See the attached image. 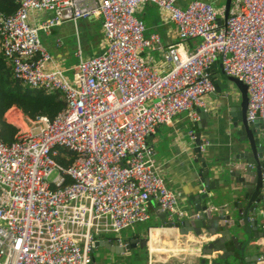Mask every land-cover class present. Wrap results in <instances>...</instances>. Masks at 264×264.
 Here are the masks:
<instances>
[{"label":"built area","instance_id":"obj_1","mask_svg":"<svg viewBox=\"0 0 264 264\" xmlns=\"http://www.w3.org/2000/svg\"><path fill=\"white\" fill-rule=\"evenodd\" d=\"M18 1L15 13L0 14L1 52L16 82L60 91L66 108L34 120L15 110L12 143L0 131V264H91L104 234L153 217L152 199L166 222L198 217L168 188L148 140L180 113L199 121L198 108L206 110V96L215 92L210 68L219 61L247 85V119L264 120V0H232L225 26L218 23L225 8L203 0L185 8L178 0ZM148 2L179 35L164 51L165 71L141 55L161 42L138 17ZM33 11L50 16L33 24ZM92 16L102 19L104 50L90 58L79 52L67 75L53 64L42 34ZM194 38L201 42L189 51L185 42ZM190 136L195 142L196 133ZM208 145L202 139L200 149ZM61 149L77 155L70 166L57 161ZM261 195L257 211L264 218V184ZM117 242L124 244L121 236ZM252 243L262 249L255 264H264V236Z\"/></svg>","mask_w":264,"mask_h":264},{"label":"crops","instance_id":"obj_2","mask_svg":"<svg viewBox=\"0 0 264 264\" xmlns=\"http://www.w3.org/2000/svg\"><path fill=\"white\" fill-rule=\"evenodd\" d=\"M191 1L193 0H178V4L185 8ZM203 1L213 3L220 9L225 8L226 0ZM49 16L50 14L47 12L38 13L33 11L30 14V21L33 24H38ZM164 16V12L160 7L152 2L144 4L138 13V17L146 26V33H157L161 39L159 44L142 52L141 55L151 65L162 71L168 69V64L165 63L163 57L164 51L171 44L179 41L176 25ZM102 24V19L99 16H92L78 21H66L54 28L51 34H42V41L53 56V64L64 69L67 73V70L74 71L79 61V52L84 58L100 54L106 45ZM200 42L199 38L188 39L185 42V48L189 51L195 50ZM217 73L218 70H215L213 75ZM222 83L227 84L228 82L222 80ZM231 91L234 93V103L236 105L240 104L241 94L238 88L232 85ZM224 95L226 94L213 96L212 93L206 96L207 107L200 114L197 123L205 118L202 117L203 114L209 113L206 122L199 124H208L207 128L192 122L184 112L177 115L172 122L159 126L148 140L155 148V160L168 188L178 194L181 205L189 211L196 212V196L204 193L206 188L200 180L201 163L195 162L197 154L190 131H194L196 135H201L203 140L208 141L207 155L209 157L218 159L228 154L233 155L239 148V137L233 127L232 117L229 115L226 105L227 99ZM15 110L20 109L13 107L6 113L5 118L8 122ZM20 111L24 114L22 110ZM259 120L264 122L263 119ZM218 193L214 194L215 205L224 204L227 195L223 191ZM150 206L153 212L152 219L156 217L161 223L156 228L159 230V237L158 243H155L159 248H164L162 252L158 253L159 259L165 264H214L213 255L209 256L202 252L207 243L202 241L200 236L194 232L182 233L179 228L169 227L168 222L162 223L158 214L160 211L158 202L152 199ZM262 220L264 221L263 217ZM259 249L262 251L259 245L253 244V247H251L252 255L254 253L259 255L261 253ZM204 259L205 263H203Z\"/></svg>","mask_w":264,"mask_h":264},{"label":"water","instance_id":"obj_3","mask_svg":"<svg viewBox=\"0 0 264 264\" xmlns=\"http://www.w3.org/2000/svg\"><path fill=\"white\" fill-rule=\"evenodd\" d=\"M231 6L232 0H226L224 14L218 19L220 26L226 25ZM215 70H218V73L213 75ZM210 71L215 85L213 96L226 94L224 95L227 99L226 105L239 137V148L233 155L228 154L218 159L209 157L207 147L204 151L200 149L202 137L197 135L193 142L197 154L195 162L201 163L199 176L201 183L206 186L205 192L197 195L195 200L196 212L199 216L182 223L168 221V225L179 228L182 233L194 232L198 236L206 233L213 237L204 246L203 252L209 256L213 255L214 264H221L218 260L224 259H229V264H237L236 253L246 264H255L259 255L257 253L252 255L250 251L253 247L252 242L264 236V228L260 227V214L257 211L264 184V133H262L264 122L259 119L255 121L247 119L248 88L242 80L227 75L221 61L215 63ZM222 80L228 83L224 84ZM232 85H235L241 94V103L238 105L234 103ZM203 110L198 108L200 114ZM208 116L209 113L203 114L202 117L205 118H202L197 125L206 122ZM199 126L207 128L208 124ZM219 191L225 192L227 200L224 204L215 205L214 194ZM212 206L217 207L218 210H212ZM158 214L161 222L166 223V213L159 211ZM234 214L237 215L236 218ZM136 235L127 239L124 244L109 239H99L96 248L105 247L112 253L123 254L138 244L150 245L149 234L145 238L135 237Z\"/></svg>","mask_w":264,"mask_h":264},{"label":"trees","instance_id":"obj_4","mask_svg":"<svg viewBox=\"0 0 264 264\" xmlns=\"http://www.w3.org/2000/svg\"><path fill=\"white\" fill-rule=\"evenodd\" d=\"M19 5L18 0H0V14L11 15L17 11ZM13 107L22 110L30 120H34L40 115L55 118L65 109L66 101L60 91L48 92L40 87L16 82L13 78L12 67L4 58L0 47V131L7 143L13 142L18 130L5 118L6 113ZM66 157H70L71 160H66ZM76 159L75 153L64 149L60 150V155L57 157V161L65 166H70ZM147 247L146 245L144 250L146 256L148 254Z\"/></svg>","mask_w":264,"mask_h":264},{"label":"rangeland","instance_id":"obj_5","mask_svg":"<svg viewBox=\"0 0 264 264\" xmlns=\"http://www.w3.org/2000/svg\"><path fill=\"white\" fill-rule=\"evenodd\" d=\"M67 75L72 74V70H67ZM234 218L237 217L236 214L233 215ZM260 219V227L263 223L262 216L259 215ZM156 217L153 219L143 222V223H137L132 228H126L123 229L119 234L117 233H106L102 237H105L106 239L110 238L109 240H112L114 242H117L118 236H122L124 240H127L134 236L135 234H141L143 236H147L150 229L155 230L160 226V222L157 220ZM122 239V240H123ZM123 240V241H124ZM158 243V241L156 242ZM158 247V245H156ZM179 248V247H177ZM151 246H148V254L146 256V253H144L145 245L137 247H133L129 251L123 254H115L107 250L105 247H98L94 250L93 256L95 257V261L91 264H165L161 259H159L158 253L151 252ZM174 249V248H172ZM250 251H252L250 249ZM255 251V250H253ZM259 252L261 250L259 249ZM152 257V258H151ZM221 264H229L230 260H218ZM167 264V263H166ZM202 264V263H199ZM239 264H242L241 261H239Z\"/></svg>","mask_w":264,"mask_h":264},{"label":"bare ground","instance_id":"obj_6","mask_svg":"<svg viewBox=\"0 0 264 264\" xmlns=\"http://www.w3.org/2000/svg\"><path fill=\"white\" fill-rule=\"evenodd\" d=\"M42 89V88H41ZM45 90V89H44ZM159 230L158 229H155L154 231H153V233H152V239H151V241H150V246H151V251L152 252H156V253H160V252H162V250L164 249V248H159V247H156V242L158 241V237H159ZM155 239H156V241H155ZM155 241V242H154ZM172 242H174V241H172ZM175 244V243H174ZM205 244V243H204ZM175 246V245H174ZM148 248V247H147ZM203 252V251H202Z\"/></svg>","mask_w":264,"mask_h":264},{"label":"flooded vegetation","instance_id":"obj_7","mask_svg":"<svg viewBox=\"0 0 264 264\" xmlns=\"http://www.w3.org/2000/svg\"><path fill=\"white\" fill-rule=\"evenodd\" d=\"M135 237H140V238H145L143 235H141V234H137ZM138 245H140V244H138ZM236 257H237V264H239V261H241V263L242 264H246L245 262H243V260L239 257V255L236 253V255H235Z\"/></svg>","mask_w":264,"mask_h":264}]
</instances>
